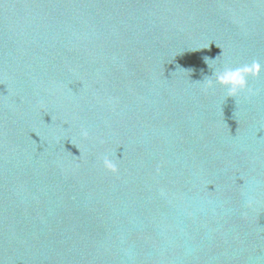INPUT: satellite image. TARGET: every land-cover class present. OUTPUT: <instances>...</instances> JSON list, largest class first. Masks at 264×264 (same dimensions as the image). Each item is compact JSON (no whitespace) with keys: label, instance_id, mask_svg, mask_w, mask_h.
<instances>
[{"label":"water","instance_id":"95a60500","mask_svg":"<svg viewBox=\"0 0 264 264\" xmlns=\"http://www.w3.org/2000/svg\"><path fill=\"white\" fill-rule=\"evenodd\" d=\"M253 60L264 0H0V264H264Z\"/></svg>","mask_w":264,"mask_h":264},{"label":"clouds","instance_id":"9594fccd","mask_svg":"<svg viewBox=\"0 0 264 264\" xmlns=\"http://www.w3.org/2000/svg\"><path fill=\"white\" fill-rule=\"evenodd\" d=\"M205 61L206 63H208V61L210 60H208V58H205ZM262 67H264V65H262L258 60H253L251 63L244 64L242 66L235 68L225 67L222 70L210 67L212 69V76L205 77V79L201 84L204 90L211 89L214 86V84L223 87L226 90L225 91L226 97L236 98L240 93L245 91L249 95H255L257 94V90H254L252 87L249 86L248 78L250 76L251 77L259 76ZM80 135L83 138H87L89 135L88 130L86 128H82ZM102 165L103 168L109 172L112 173L118 172L116 163H114L113 160L110 159L108 155L103 156ZM246 203L250 206L252 203L251 198H249L246 201ZM122 251L124 252L125 256L131 257L132 255L131 249H123Z\"/></svg>","mask_w":264,"mask_h":264}]
</instances>
